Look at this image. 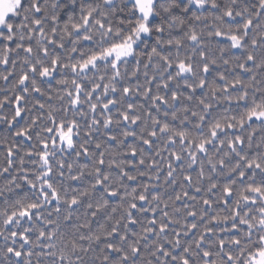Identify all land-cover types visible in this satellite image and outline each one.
I'll return each instance as SVG.
<instances>
[{
  "label": "snow or ice",
  "instance_id": "6c2138e0",
  "mask_svg": "<svg viewBox=\"0 0 264 264\" xmlns=\"http://www.w3.org/2000/svg\"><path fill=\"white\" fill-rule=\"evenodd\" d=\"M0 264H264V0H0Z\"/></svg>",
  "mask_w": 264,
  "mask_h": 264
}]
</instances>
